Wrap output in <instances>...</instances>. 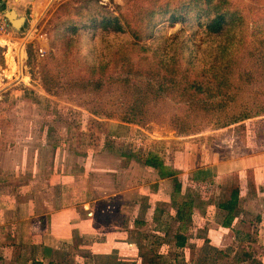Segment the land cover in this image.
Returning <instances> with one entry per match:
<instances>
[{"label": "rangeland", "instance_id": "rangeland-1", "mask_svg": "<svg viewBox=\"0 0 264 264\" xmlns=\"http://www.w3.org/2000/svg\"><path fill=\"white\" fill-rule=\"evenodd\" d=\"M134 1L6 0L0 8V45L5 47L0 63V195L9 191L26 206L31 199L38 201L43 224L50 206L79 205L74 218L89 230L73 246L94 245L89 247L96 254L94 264H261L264 240L247 233L221 241L215 226H228L224 215L216 216L210 228L204 216L197 218L193 205L204 214L208 197L214 201L231 194L234 209L252 210L247 198L262 187L255 183L253 168L218 176L214 162L250 155L264 161V113L216 128V116L189 107L181 91L184 82H169L179 93L161 95L162 80L147 66L150 60L158 65L160 55L143 49L146 45L178 55L183 68H190L186 57L194 51L193 62L202 65L209 49L205 32L194 24L163 22L154 32L158 37L144 39L140 46L132 43V35L99 36L85 30L69 46L57 33L65 21L89 24L90 16L101 17L102 10L123 22L132 20ZM9 10L25 18L20 28L11 25L5 15ZM248 11L244 43L237 49L238 70L226 97L233 105L264 108V69L253 64L255 52L264 51V42L258 41L264 40V10ZM178 40L181 47L174 51ZM107 61L105 72L93 74ZM246 70L250 77L244 76ZM48 75L54 77L50 90L44 83ZM97 78L101 86L94 89L87 82ZM127 107H134L135 122L119 118L127 116ZM147 158L162 161L167 169L147 165ZM173 170L174 175L162 174ZM210 232L211 239L204 241ZM100 242L104 245L97 247ZM64 254L61 258L68 260L69 254L75 256L74 250Z\"/></svg>", "mask_w": 264, "mask_h": 264}, {"label": "trees", "instance_id": "trees-1", "mask_svg": "<svg viewBox=\"0 0 264 264\" xmlns=\"http://www.w3.org/2000/svg\"><path fill=\"white\" fill-rule=\"evenodd\" d=\"M143 1L145 0H139V3L136 0L134 1L135 6L132 8L131 13L134 12L136 17L132 18V20L125 18L123 22L121 17L102 10L101 17L98 15L97 17L90 16V20H88L90 23L82 24L83 27L78 23L67 24L65 21V23L59 25L57 33L61 37L66 38L65 41L69 46L72 45L75 36L83 34L82 30H85L87 33L93 32L94 35L99 33L106 35L113 34L115 37L122 36V38L132 35L134 38L132 43L140 46V41L158 37V35L157 37L154 35V32L155 30L156 32L160 30L161 27L159 26L163 22L171 25L177 22L194 24L196 30H203L205 32L207 36L205 44L209 48L205 51L206 58H204L203 64L200 66L193 62L195 57L194 51H191L189 56L186 57L190 64L192 62L193 67L187 62L190 68H183L178 55L169 56L168 53L161 51L158 47L157 49L150 45L143 46V49L155 53L158 52L160 55L159 66L151 60L147 65L150 67L152 75H158L159 79L162 80L158 93L162 95L171 90L179 93L176 88L168 84L169 82L175 84V79L179 78L178 83L180 81L185 83V85L181 84V91L187 97L189 107L198 114H213L216 116V128L225 127L262 112L264 113V108L261 104H257V108L247 106L244 103L237 106L233 105L231 97H226V94L229 93L228 88L231 79L238 70H235L236 62L238 65L240 60L237 58V49L242 47L244 43L243 28L246 25V18L249 14L248 10L256 9L257 12L264 10V0H253V2H250L251 4L245 2V0H147V5H143ZM261 19L264 20V18ZM258 41L264 42L263 39H258ZM184 42L189 49L191 40L187 38ZM128 43L129 41L124 43L126 47ZM124 44L121 46H124ZM180 47L181 43L178 40L174 46V51L179 50ZM4 51L5 47L0 45V63L4 62ZM248 54H253L251 49ZM255 54L257 57L254 59L253 64L260 65L264 69V51L255 52ZM109 65L110 62L107 61V64L93 68L92 72L95 74L97 69L105 72ZM136 71L138 70L136 69ZM243 73L245 77H250L251 75L249 70L243 71ZM44 80L47 86L46 89L50 90L54 83V77L48 75L44 77ZM101 82L97 78L95 80H88L87 83L94 89H98L101 86ZM123 113L127 116L119 117L122 121H136L137 114L134 112V107H130V109L127 107ZM108 115L113 116L114 113L108 112ZM177 118L178 116L174 117L175 120ZM177 126L182 131L188 129L186 125L177 124ZM146 163L152 167L167 169L160 160L156 161L153 158H147ZM162 174L174 175L175 171H166L162 172ZM179 188L178 186L177 189ZM234 192L233 195L237 196L238 191ZM221 206L229 210L224 220V224L229 225L234 217L232 211L234 210L235 202L229 200L223 202ZM180 245H182V241ZM34 264L42 263L36 262Z\"/></svg>", "mask_w": 264, "mask_h": 264}, {"label": "crops", "instance_id": "crops-1", "mask_svg": "<svg viewBox=\"0 0 264 264\" xmlns=\"http://www.w3.org/2000/svg\"><path fill=\"white\" fill-rule=\"evenodd\" d=\"M219 162H214L216 163L215 166L217 165L219 170H221H218V176L231 175L238 167L239 170L253 168L255 183H260L262 186L257 196L252 197V199L247 198L249 199L248 203H252V210H247V207L239 205L232 211L234 217L227 227L219 224L215 226L216 229L221 231L217 234L219 240L222 241L223 238L231 234H233L232 237H237L238 234H241V237L242 235L246 237L247 233L250 236L253 234L255 237L258 236L264 240V161L259 162L258 158L254 160L253 156L250 155L249 158L239 159L232 157ZM241 195V198H246L245 195ZM229 198L231 199V194ZM229 198L226 196L223 199L218 195L212 201L208 197L209 205L204 214L193 205V210L195 209V211L199 212L195 215H199L197 218L204 216L206 223L209 222L207 225L211 228L212 221L216 216L218 218V215L222 214L225 220L229 210L222 207L221 204L229 201ZM18 199L17 196L14 197L9 191L0 195V264H34L36 262H41L42 264H94L92 258L96 254H93V248H89L94 247V245L73 246L75 238L89 230L84 228L86 226L85 223H83L84 226L81 223H76L74 217L77 215L75 211L77 207L75 206L79 205H74V207L73 205H64L58 208H52L49 205L50 210L46 213L49 216H46V222L43 224L41 214L36 212V203L39 204V202L31 199L29 205L26 206L24 202ZM256 203L258 206L255 207ZM83 207H86V204ZM237 211L240 212L237 213ZM253 211H256L254 217L251 214ZM210 214H212V218H208ZM249 219L253 221L257 219L258 222L254 224ZM210 228L208 229L209 231ZM211 232L207 234V238H204V241L208 240V238L211 239ZM184 235L181 236V241H184ZM103 245L104 243L100 242L97 247ZM69 248L74 250L75 256L72 257L69 254V260L68 258H61L62 254H66L68 251L71 252ZM79 251L81 254H79ZM86 251L90 252V254L86 253ZM261 262L264 264L263 261Z\"/></svg>", "mask_w": 264, "mask_h": 264}, {"label": "water", "instance_id": "water-1", "mask_svg": "<svg viewBox=\"0 0 264 264\" xmlns=\"http://www.w3.org/2000/svg\"><path fill=\"white\" fill-rule=\"evenodd\" d=\"M6 0H2V2H0V7H2L5 4ZM5 15L7 16L8 20L10 21L11 25L14 27H18L20 28L24 22H25V18L23 16H18V14H15L14 10H9V11H5ZM16 15L17 18L13 19L12 16ZM19 17V18H18ZM16 20H21V22L19 24H16Z\"/></svg>", "mask_w": 264, "mask_h": 264}, {"label": "bare ground", "instance_id": "bare-ground-1", "mask_svg": "<svg viewBox=\"0 0 264 264\" xmlns=\"http://www.w3.org/2000/svg\"><path fill=\"white\" fill-rule=\"evenodd\" d=\"M15 14H16V13H15ZM12 18L15 19V18H16L15 15H13ZM18 18H19V17H18ZM20 22H21V20H16L15 23H16V24H19Z\"/></svg>", "mask_w": 264, "mask_h": 264}, {"label": "flooded vegetation", "instance_id": "flooded-vegetation-1", "mask_svg": "<svg viewBox=\"0 0 264 264\" xmlns=\"http://www.w3.org/2000/svg\"><path fill=\"white\" fill-rule=\"evenodd\" d=\"M0 2H2V0H0ZM3 7V6H2ZM2 7H0V8H2Z\"/></svg>", "mask_w": 264, "mask_h": 264}, {"label": "built area", "instance_id": "built-area-1", "mask_svg": "<svg viewBox=\"0 0 264 264\" xmlns=\"http://www.w3.org/2000/svg\"><path fill=\"white\" fill-rule=\"evenodd\" d=\"M7 22V21H6ZM7 26H8V24H7Z\"/></svg>", "mask_w": 264, "mask_h": 264}]
</instances>
